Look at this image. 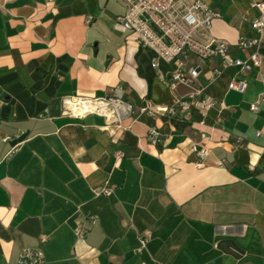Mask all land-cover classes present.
Here are the masks:
<instances>
[{"label":"crops","instance_id":"obj_1","mask_svg":"<svg viewBox=\"0 0 264 264\" xmlns=\"http://www.w3.org/2000/svg\"><path fill=\"white\" fill-rule=\"evenodd\" d=\"M201 1L220 14L203 39L226 41L241 59L239 37L257 39L260 62L244 76L190 56L194 85L171 90L174 65L151 66L154 53L119 22L118 0H0V264H21L23 248L42 249L45 264H264V102L249 108L264 92V31L245 20L264 0ZM243 77V93L227 89ZM116 86L133 106L126 129L62 113L63 97ZM192 89L214 100L206 115L138 116ZM192 143L208 149L201 163Z\"/></svg>","mask_w":264,"mask_h":264},{"label":"built area","instance_id":"obj_2","mask_svg":"<svg viewBox=\"0 0 264 264\" xmlns=\"http://www.w3.org/2000/svg\"><path fill=\"white\" fill-rule=\"evenodd\" d=\"M124 7V13L119 18L122 26L135 33L137 40L143 46L154 53L151 62L153 68L158 67V61L174 65L171 73L165 77L166 86L173 90L178 85L191 87L194 85L198 74L197 66L183 67L190 56L199 60L216 59L223 69L236 68L238 73L246 76L252 68L260 62V56L256 51H250L258 44V40L240 36L237 48L249 51L246 59L235 57L229 44L220 39H203L208 32L212 21L219 18L220 14L201 0H118ZM252 6L257 10L256 16L246 18L252 28L264 31V2H253ZM87 18L86 23H89ZM212 77H216L220 70L213 68ZM247 88L245 77L232 79L227 89L243 93ZM121 87L116 86L111 94L103 97L66 96L61 99L62 113L65 115L82 116L87 113H95L104 116L106 128L110 134L126 129L122 126V119L133 113V106L121 96ZM264 102V92L249 106L251 111L258 109L259 103ZM71 106L77 107L74 111ZM84 106L87 108L81 109ZM214 106V100L202 96L201 90L192 89L184 98L178 99L175 105L155 108L146 104L138 108V116L155 114H176L178 107L188 112L190 107L196 108L202 115ZM161 133L156 128H149L147 138L151 144L160 141ZM191 150L195 154L198 163H201L208 154L206 147H197L191 144ZM105 195L111 190L103 188ZM89 223L94 225L95 216L89 217ZM74 234L83 239L87 229L80 223L75 222ZM146 246V239L139 237V249ZM21 264H45L42 249L23 248L19 255Z\"/></svg>","mask_w":264,"mask_h":264},{"label":"bare ground","instance_id":"obj_3","mask_svg":"<svg viewBox=\"0 0 264 264\" xmlns=\"http://www.w3.org/2000/svg\"><path fill=\"white\" fill-rule=\"evenodd\" d=\"M71 108H72L74 111H79V109H77V107H73V106H71ZM84 108H87V106H84V107L81 108V109H84Z\"/></svg>","mask_w":264,"mask_h":264}]
</instances>
